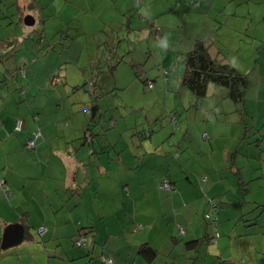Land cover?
Listing matches in <instances>:
<instances>
[{
	"label": "crops",
	"instance_id": "1",
	"mask_svg": "<svg viewBox=\"0 0 264 264\" xmlns=\"http://www.w3.org/2000/svg\"><path fill=\"white\" fill-rule=\"evenodd\" d=\"M77 1L92 4L98 2V0ZM103 1L109 7L106 13V22L110 26L111 23H122L121 28H123L126 19L129 23L136 22V19L132 18L136 11L131 0H125L128 1L127 6L120 9L112 7L113 1L116 0ZM138 1L142 2V0ZM218 2L219 4H217ZM23 3L25 5V1H18L19 19L15 17L9 20L11 26L19 25L12 28V31L10 28L4 29L3 33L6 37H0V50L19 43L32 49V40L29 46H26L24 41L41 38L42 30L39 27L44 24L40 23L39 10H37L38 13L36 10L33 11L35 14L32 11L24 14L23 10L26 8ZM38 4L43 6L41 2ZM141 11L140 15H144V11L142 9ZM263 12L264 0H175L174 6H171L168 12L164 9L161 12H156L154 17H150L161 30V33L153 39L154 44L161 42L167 44L179 42L181 44L182 40H179L178 33L182 30L180 26L185 25L193 30L199 25L209 24L205 39L215 41L226 34V29L219 28L217 22L227 21L235 26L236 18L243 16L257 18L260 14L262 17ZM28 13H31L35 18L36 15L38 16L33 27H23L22 19ZM2 18L5 17H0V20ZM256 18H252L251 23ZM141 24L139 23V25ZM2 25L4 23H0V26ZM245 26L244 23L241 27H237V30L243 29ZM3 27L6 28L5 25ZM59 28L62 40L71 35L70 26L64 30H62V26ZM261 29L264 30V26H259L252 31V34L248 35L249 38H252L253 48L260 47L256 50V58L250 62V72L254 74L252 81L255 86L257 85L254 88L257 101H260L264 96V31L262 38L257 39L256 36L257 31H261ZM19 30L21 32L19 36L13 34ZM9 40L13 41L8 42ZM76 40L77 38L72 40L70 46L61 45L55 51L78 46L80 42ZM93 46L92 52L88 54L76 50L64 60V64L68 65L80 63L82 58L86 57L87 64L83 66V70L78 67H63L57 56L55 63H58V66H54L53 63L46 66L45 76L49 80L54 70L59 74H62L61 69L74 70L72 73H78L76 77L79 80L83 73L89 71L87 67L95 63L97 55L95 42ZM192 47L193 40L187 51H190ZM159 56L162 57V51H159ZM3 61V57H0V64ZM32 66L33 64L25 69V76L35 82L39 68H37V74ZM5 71L7 70L2 72ZM72 73L70 72L69 76H66L69 81ZM72 81L75 80L72 78ZM4 83L5 75L2 73L1 84ZM79 83H76V86H80ZM66 86L70 89L68 82H66ZM95 87L101 90L100 85H95ZM66 91L69 90L66 89ZM34 94H36L35 91ZM44 94L48 99H43L42 96H32L26 111H17L16 107L8 102L12 96L6 94L2 89L0 90L2 96L0 98V103H2L0 105V176L6 179L13 192L10 200H5L0 192V242L4 229L9 224L25 225L29 228L31 235V239L23 240L24 244L20 245L19 249L13 253L14 257L10 264H102L98 259L92 260L93 255L112 258L117 264H264V183L259 181L262 185L259 183L252 194L246 197L247 201L244 198L238 199L241 198V194H239L240 185L237 186V183L240 181V175H245L244 166L246 163L240 155L235 156V164L232 165L231 174L229 173L227 164L231 157L229 152L233 149L229 147L231 149L229 150L226 147L224 133L219 127L216 128L210 124L207 127L199 125L200 123H196L194 117L188 115L183 118L182 114L179 115L178 119L181 122L172 132L184 130L183 134L192 135V138L185 139L188 141L189 147H193L191 140L195 139L198 148H200L198 152L210 153L208 157L203 155L204 159L208 160L207 164L199 166L190 161L188 163L190 170L184 173L177 165L179 158L174 156L177 153L164 152L163 146L160 150L152 144L153 135L157 132L152 124L151 137L148 138V134L143 135L149 141L150 146H144L142 142L140 144L144 146V149H141L140 146L137 151L131 150V154L135 155V158L128 155L127 159H123L124 153L121 154L117 161L118 170L115 172L117 177L113 179L115 184H111L110 187L105 185L106 180L103 176L105 173L102 167L99 168L100 175L94 177L95 173H91V166L97 163L96 157L82 155L83 151L80 154L75 151L73 155H68L65 152V145L75 138L74 134L60 127L54 129L52 126L46 127L45 124L39 126L37 125L38 117L36 122L33 120L36 115L32 112L40 111V113H45L48 122L55 124V120L52 122L48 120L47 117L50 115L48 113L54 114L55 117L63 116L60 115L59 110L62 105H65L70 116L87 105L72 107L74 103L72 100L69 101L67 96L64 100V94L60 89L49 90ZM91 95L94 97L96 94L93 92ZM183 95L184 91L171 96L165 93L166 112L182 108L176 104L170 105L169 100L177 101L178 97ZM151 96L157 98L159 93ZM53 100L56 101L55 104H53ZM75 100L77 102V98ZM179 100L182 105L184 103L182 98ZM129 108L127 113L121 115L124 131L145 130L146 122L137 121L135 117V124L130 127L124 118L132 110L137 112L146 110L147 112V105L136 104ZM100 109L103 111L102 107ZM247 113L250 117H254L255 107L248 105ZM147 116H149L148 112ZM17 118H22L24 121L21 133L13 131ZM157 118L150 117L152 121ZM64 123H66L65 119L62 121V126ZM163 127L164 122H162ZM37 128L40 129L42 137L37 142L36 150L32 154L25 153V142L30 138L31 132ZM205 132L208 133L206 139L203 138ZM47 143L49 147H47ZM233 144L234 140L231 142V145ZM240 160H242L241 164H239ZM251 165L254 166L256 163ZM248 166L250 165L247 164L249 174L251 168ZM186 175L189 177V181H186ZM167 176L177 182V191L171 196L158 189L159 182ZM201 176L207 178L206 187L209 195L219 202L217 229L220 237L215 244L202 242L193 245L191 249L185 245L186 242L203 237L205 239V236L208 237L207 239L212 237L211 228L202 217L205 202L195 187L197 177ZM223 176H226L227 179H220ZM93 180L98 182L97 187L93 184L95 183ZM259 180L264 179L259 178ZM120 184L123 185L118 190ZM128 184L131 187L129 204L133 205V215L131 216H129V206H123L122 203L116 204L117 200L109 198L113 196L122 198L124 187ZM85 191L88 192L87 196L84 194ZM110 209H115L114 214L117 216L110 215L107 220L104 213L110 214ZM177 223L183 227L185 233H179L176 227ZM40 227L46 229L42 236L34 233ZM80 229L90 230L94 234V248L91 253V247L76 248L74 246L73 241L78 237ZM142 244H148L157 252L153 261L146 262L143 256L138 254L139 246Z\"/></svg>",
	"mask_w": 264,
	"mask_h": 264
},
{
	"label": "rangeland",
	"instance_id": "2",
	"mask_svg": "<svg viewBox=\"0 0 264 264\" xmlns=\"http://www.w3.org/2000/svg\"><path fill=\"white\" fill-rule=\"evenodd\" d=\"M7 2L10 3V6L7 5V7H5L0 5V17H5L0 20V23H4L6 27L4 28V25L0 26V37H6L3 33L4 29L10 28V31H12V28L14 29L19 25H10L9 20L14 19L15 17L16 19H19L20 12L17 10L16 6L13 5V0H7ZM38 2H41L43 5H38L39 14L41 16L40 23L44 24L39 27L40 30H42L41 38H33L24 41L26 46H29L30 41L32 40V49L19 43L18 45H11L6 49L0 50V57H3L4 59L0 64V81L2 79V73L5 75V83L3 85L0 83V89L12 96L8 102L14 105L17 111H26V107L29 105L31 97L34 95V91L35 93L39 92L40 89H43L49 83L44 71L47 68L46 66L52 65V63L54 66H58V63H55V57L58 56V61L63 64V67H78L83 70V66L87 64L86 57H83L80 63L68 65L64 64V60L76 50L82 51L83 54L92 52L94 48L93 43L95 42V50L97 51L96 60L94 61L95 63L92 66L87 67L89 71L83 73L79 80L78 77H76L78 73H72L74 70L65 71L61 69L62 74H59L56 70L52 73L51 81L55 83V86L57 87L55 90H61L62 94H64V100H66L67 96L68 100H72L74 103L72 105L74 108L85 104L88 106L93 101H99V105H101L100 108L102 107L103 111H105L104 120L106 123H103L107 128L106 137L111 138L112 143L115 141L117 142V149H122L125 154L123 155V159H127L130 150L136 151L138 149L137 145L140 143H137L136 139H140L142 136L140 132L134 135L136 129H132V131H124V128L122 127L121 115L127 113V111L130 110L129 106L131 105H147L149 116H147L146 110H144L143 115L141 111L137 112L132 110L124 119H126V123L130 127L135 124V117L137 121L146 122L144 130L145 134L150 133L151 125L153 124V127L157 132L153 135L152 144L156 146V148L158 147L161 150V146H163L164 152L170 151L171 154H174L175 151H178L179 148H183L185 144L188 143V141L183 139L184 130L180 129V131L176 130V133L172 132L176 127L174 128L172 121L168 119V113L171 111L166 112L165 109L166 88L165 84L162 82L161 70L168 71V84L170 85L171 90L174 91L173 94H175L177 90L182 88L180 80L185 70V57L183 55L188 52L187 50L189 49L192 40L194 43V40H203L206 38L209 24L199 25L193 30H190V27L187 28L186 25L180 26L182 30L178 33V38L179 40H182L181 44H179V42L171 44L162 43V47H160L162 57H160L157 45L154 44L153 34L151 35L149 33L143 36V38L134 40L133 36L135 34L132 35L127 26H124L121 30L117 27H111L109 23L106 22V13L108 12L109 7L103 0H98L96 4L87 3L85 1L78 2L77 0H38ZM113 2L112 7H118L120 9L125 8L128 1L116 0ZM131 2L136 11L132 17L133 19H136V22L131 27L139 29L140 26L145 27L144 22L139 19L140 17L143 19H149L151 24L156 27L154 20L151 18L154 17L156 12H161L164 9L168 12L171 6H174L175 0H142V2L131 0ZM217 4H219V2ZM141 9L144 11V15H140L142 12ZM27 12L26 9L23 10L24 14ZM32 13L35 14L33 11ZM13 14H16V16H12ZM37 17L38 16L36 15V18ZM259 18L261 21L263 20V17ZM139 23L142 24L139 25ZM60 26H62V30L69 26L71 28V35L65 40H62L61 33L59 32ZM260 27H263V25H260ZM252 31V28H250L249 33L252 34ZM263 31V29L257 31V39L262 38ZM6 33L8 34V32ZM20 33V30L16 33L13 32V34L17 36H19ZM118 35H120V38L123 40L121 39V41H118ZM76 38V41L80 42L78 46L76 45L72 49H58L55 51V49L61 45L67 47L70 46L72 40H75ZM219 40L220 39H217L215 41L218 43L216 45L220 46ZM11 41L13 40H9L8 42ZM203 41L212 42L214 40L205 39ZM251 41L252 38L247 36L241 45H238V42L230 41V45L225 47V49L231 54L236 69L240 71V73L246 74L248 80L254 78V74H251L250 72V62L253 58H256V50L258 48L257 46L254 49ZM148 51L150 52L147 53ZM32 64V68L37 71V74V68H39L38 77L36 75L37 79L36 77L34 78V80L36 79L35 82L25 76V69ZM4 70L7 71L2 72ZM97 70L102 71V73H98ZM70 72L72 74L70 75L69 81V78L66 76H69ZM72 78L75 81H72ZM145 79H148V82L153 84L154 89L149 90L146 85H143V80ZM89 80H96V85H100L101 90L97 89L98 86L97 88L95 86H89ZM66 82H68L70 89L66 86ZM78 82H80L79 85L83 86L78 87V89H71V87L75 86ZM66 89L69 91H66ZM183 89L184 95L178 97L177 101L170 99V105L176 104L183 108L187 104L192 103L193 99L196 100L186 88ZM21 90L26 91V96L22 95ZM93 92L96 94L94 97L91 95ZM158 93L159 96L157 98L151 96L152 94L158 95ZM187 96L191 98L190 101H188L189 98ZM76 98L77 102L75 100ZM179 98H182L184 105L180 104ZM216 98L217 96L214 95L209 98L210 100L200 102V108L198 110H195V107L193 106L190 107L189 111L180 107L177 108V110L181 111L179 115L182 114L183 118L188 115L194 117L196 123H198V120H203V118L206 117V112L208 111H205V106L212 102L220 109L223 108L225 111L230 112V107L226 104H232V102L228 100V102L221 103L218 102ZM18 99L22 101L20 104H17ZM1 104L2 103H0V105ZM126 107H128L127 111ZM59 111L60 115L65 117H55L54 114L52 115L51 113H48L50 114L47 117L48 120L51 122L55 120V124L48 122L44 115L45 113H40V111L32 112L36 115L34 116L36 119L33 117V120L36 122L38 117L37 125L43 126V124H45L46 127L52 126L54 129L57 127L62 129V121L64 119L69 121L67 117L70 112L67 111L65 105H62ZM150 117L152 119L156 117L158 118L152 121ZM236 119H239L238 115L236 116ZM110 120H113L115 125L109 128L107 122L109 123ZM162 122H164L163 128ZM240 129L242 134V127ZM189 138H192V135H189ZM55 140H57V137H55ZM103 141L104 138L97 139L95 141L96 148L98 144H101ZM191 143L195 148L194 153H196H193L192 155H199L197 153L200 148H198L196 140H191ZM177 144H179V147ZM143 145L150 146V143L147 140H143ZM124 146L128 147L125 149ZM47 147H49L48 143ZM257 175L256 173L251 172L248 174V176L251 177ZM23 244L24 241L17 246L9 247L7 249L1 248L0 264H10L12 261L11 259L14 257L13 253Z\"/></svg>",
	"mask_w": 264,
	"mask_h": 264
},
{
	"label": "trees",
	"instance_id": "3",
	"mask_svg": "<svg viewBox=\"0 0 264 264\" xmlns=\"http://www.w3.org/2000/svg\"><path fill=\"white\" fill-rule=\"evenodd\" d=\"M18 1L19 0H13V5H15L16 8L19 7ZM23 1H25L24 7L26 8L27 11L35 12V10L37 11L39 9L38 0H23ZM0 5L7 7V5L10 6V3H8L7 0L6 1L0 0ZM14 15L16 16V14H13L12 16ZM260 15L259 17H261ZM259 17L257 16L256 18L255 16L252 17L243 16L242 18H236V20H234L235 26H232L233 24H231L230 22L227 23V21L222 23L217 22V26L219 28L226 29V34H224L219 40L220 46L216 45L218 44L217 41L211 42V41L195 40L192 49L184 53L183 55L185 57L184 58L185 70L180 80L182 88H180L176 92L180 94L181 92L184 91L183 88H186L194 96V98H196V100L195 99L192 100V103L187 104L185 107L182 108L184 110L187 109V111H189L190 107L192 106L195 107V110H198L200 108L199 106L200 102L210 100L209 98L214 95L217 96L216 100L218 102L223 103V102H228V100L232 102V104L231 103L226 104L227 106L230 107V112L225 111L223 108L220 109L213 102L209 103L208 105L205 106V111H208L206 112V117L203 118V120H198V123L200 122L199 125H204L206 127L209 126V124L216 128L219 127L221 132L224 133L223 136L226 147L229 150H231L229 147L233 149V151L229 152V155H231V157L229 158V163L227 164V169L229 170L230 174H231L232 165L235 164V156L240 155L245 160L246 163V165L244 166L245 175H240L241 178L240 181H238L237 186L240 185L239 194H241V198L238 199L244 198L246 201L248 199L246 197H249L252 194L253 190H255L259 186V183L262 185V183L259 181H263L264 183V180H259V178L264 179V155H263L264 154V96L263 98L260 99V101L256 100V95H255L256 89L254 90V88L257 85L255 86L251 78L248 80V76L246 74L240 73V71L236 69L233 58L231 54L225 49V47L230 45V41L236 43L238 42V45H241V43H243L245 38L249 35L250 28H252V30H256V28H258L260 25L264 26V15L262 16L263 17L262 21L260 20ZM252 18L253 19L256 18V20L252 21L251 23ZM143 20L146 22H144ZM143 20L142 21L144 22L145 27L140 26L139 29L131 27L133 26L134 23L132 22L129 23L127 19L124 21L125 24L123 25L128 27V30L132 35L133 34L136 35V37L135 35L133 36L134 40L143 38V36L149 33L151 35L153 34L154 36L153 38H156L161 33L160 28L157 26L154 27L149 19H143ZM244 23L246 26L243 27V29L237 30V27H241ZM121 24L122 23H111V27H117L118 29L121 30V26H122ZM117 38L118 41H121L122 39L120 38V35H118ZM160 44L159 43L156 44L157 49L159 51H161ZM258 49H260V47H258L257 50ZM149 52L150 51H148L147 53ZM97 72L101 73V71H97ZM168 75L169 73L167 70H163V69L161 70L162 82L165 84L166 93L169 96H171V95H175L176 93L173 94L174 91L171 90L170 85L168 84V79H167ZM48 82L49 83L46 85V87L40 89L39 92L33 95V97L42 96L41 98L48 99V97L44 93L48 92L49 90H54L57 88L55 86V83H53L51 79H49ZM96 83H97L96 80H89L88 85L94 87ZM143 85H146L149 90L154 89L153 84L151 82H148V79L143 80ZM80 86L75 85L72 86L71 89H78V87ZM21 91H22V95L26 96V91L24 90ZM1 97L2 96L0 95V98ZM190 100L191 98H189L188 101ZM17 102H16L17 104H20L22 101L18 99ZM52 102L53 104H55L56 101L53 100ZM182 105H184V103ZM248 105H252L255 107L254 117H250L248 115L247 113ZM180 113L181 111L178 110H173L172 113L171 112L168 113V119L172 121L174 128L175 127L177 128L178 126L179 123L178 117ZM104 114L105 111H101L100 105L97 102V100L93 101L91 105H88L87 107H84L81 110H78L74 112L72 115L68 116L67 118L69 119V121L65 120L66 123H64L63 125L64 127L62 126V129L65 131H69L70 133L75 135V138H73L72 140L66 143L65 152L68 155H73L75 151L76 152L78 151V154H80L83 151L82 155H89L91 158L96 157L97 163L91 166L90 169L91 173H95L94 177L100 175L99 168L102 167L105 173V175H103L105 176L104 178L106 180L105 185L107 186L109 185L111 187V184H115V181L113 179L117 177V174L115 173L118 170L117 161L121 156V154L123 153V150L122 149L118 150L117 142L115 141L114 143H112L111 138L106 137L107 128L105 127L104 124L106 123V121L104 120ZM237 115L239 116V119H236ZM18 119H22V118H17L15 120V123ZM15 123L13 126V131L15 133H21L24 127V121H23L22 130L20 132L14 130ZM107 124H109V128L114 126L113 120H110V122L109 123L107 122ZM241 127L243 129L242 134L240 129ZM37 129H34L29 136V137H33L34 135L33 133L35 131H38L39 136L35 141V147L33 149H27L25 142L24 145L25 153L32 154L35 152L37 147V142L42 137L40 129L38 130ZM139 132L140 134H142V136L140 137V139H136V140L137 143H142L143 140H146V138L143 137V135L145 134L144 130L136 129L134 135ZM187 134L188 133H185L183 135L184 140L189 138V135ZM207 134L208 133L205 132L203 138L205 139L208 138ZM147 137L148 138L151 137V131L147 135ZM99 138H104V141L101 144H98L96 148L95 141ZM233 140H234V144L231 145V142ZM177 146L179 147V144ZM127 147L128 146H124L125 149ZM137 147L138 149L140 148L144 149V146L141 144L137 145ZM194 151L195 148L191 146L189 147L188 144H185L183 148H179L178 151H175V153L177 154H175L174 156L176 158H179L177 160V165H179L180 169L184 173H187L188 170H190L188 165L190 161L195 162L199 166H204L205 164L208 163V160L204 159L203 155L205 157H208L210 153L203 151V152H198L197 154L199 155H192ZM128 155H131L132 158H135V155L131 154V150ZM241 161L242 160H240L239 164H241ZM252 163H256V165L253 166L251 165ZM247 164L250 165L248 167L251 168V173L256 172V175L258 174L257 176L255 177L246 176L248 175ZM0 179H2L5 183V190L9 193V197L8 198L5 197L3 190H0V192L5 200H10L13 196V192L9 188L6 179L3 176H0ZM220 179L226 180L227 177L223 176ZM186 181H189V177L187 175H186ZM93 182H95V180H93ZM91 183L92 181L90 182V184ZM176 183L177 182H175L171 178H168L167 176L162 181L159 182L158 189L160 191L167 193V195L171 196L177 191ZM196 183H197L195 185L196 190L199 193L200 197L205 202V210L202 213V217L211 228L212 237L207 239L208 237L205 236V239H203L204 238L203 237L202 239L186 242L185 245L191 249L193 245L202 242H207V243L209 242L211 244H215L220 237V233L218 232L217 229V225H218L217 213L220 209L218 206L219 202L216 201V199L212 197V195H209L208 188L206 187L207 178L205 176L197 177ZM93 184H95L97 187L98 182H95ZM121 185L123 184L119 185V187L117 188L118 190H120ZM130 191H131V187L128 184L127 186L124 187L123 190L124 196L122 198L115 196L109 197L117 200L116 204L122 203L123 206L126 207L129 206V210H130L129 216L133 215L132 212L133 205L129 204L130 203L129 201L131 199L129 196V194L131 193ZM84 194L85 196H87L88 192L85 191ZM102 197L104 198V196ZM110 210H111L110 214H108L107 212L104 213V215H106L107 217L105 219L107 220L110 215L117 216V214H114L115 209H110ZM23 226H24L23 240L25 241L30 240L31 235L29 232V228L25 225ZM176 227L179 233L180 230H182L183 233H185L183 227L180 224L177 223ZM39 229H43L42 234L38 233ZM45 231L46 229L44 227H40L36 229L34 233L38 236H42ZM216 233L218 234L217 237H216ZM77 235L78 237L73 241L74 246L76 248L91 247L90 248L91 249L90 253H91L94 248L93 232L90 230L84 231V229H80ZM0 250H2L1 247ZM138 251H139L138 254L143 256V259L146 262L153 261V258L157 255V252L154 249H152L148 244L140 245ZM95 257L96 256L93 255L92 260L98 259L102 264H117L112 258H107L104 257L103 255H99L96 258Z\"/></svg>",
	"mask_w": 264,
	"mask_h": 264
},
{
	"label": "water",
	"instance_id": "4",
	"mask_svg": "<svg viewBox=\"0 0 264 264\" xmlns=\"http://www.w3.org/2000/svg\"><path fill=\"white\" fill-rule=\"evenodd\" d=\"M35 19L32 15H26L23 18V24L27 27L34 26ZM24 238V228L22 225L15 223V224H9L5 227L0 247L2 249H7L9 247L17 246L22 243Z\"/></svg>",
	"mask_w": 264,
	"mask_h": 264
},
{
	"label": "built area",
	"instance_id": "5",
	"mask_svg": "<svg viewBox=\"0 0 264 264\" xmlns=\"http://www.w3.org/2000/svg\"><path fill=\"white\" fill-rule=\"evenodd\" d=\"M34 119H36V117H34ZM22 127H23V120L22 119H18L15 123V127H14V130L17 131V132H20L22 130ZM38 130V129H37ZM33 137H30L27 141H26V148L27 149H33L35 147V141L37 139V137L39 136V133L38 131H35L33 133ZM0 190H3L4 191V194H5V197H9V193L5 190V183L2 179H0ZM208 218V216H207ZM39 234H42L43 233V229H39ZM180 233H183L182 230H180ZM217 233H216V237H217ZM110 262V261H108Z\"/></svg>",
	"mask_w": 264,
	"mask_h": 264
},
{
	"label": "clouds",
	"instance_id": "6",
	"mask_svg": "<svg viewBox=\"0 0 264 264\" xmlns=\"http://www.w3.org/2000/svg\"><path fill=\"white\" fill-rule=\"evenodd\" d=\"M28 15H29V14H28ZM30 15H31V14H30ZM32 16H33V15H32ZM24 17H25V16H24ZM24 17H23V18H24ZM33 17H34V16H33ZM34 19H36V18L34 17ZM22 21H23V19H22ZM24 26H25V25H24Z\"/></svg>",
	"mask_w": 264,
	"mask_h": 264
},
{
	"label": "flooded vegetation",
	"instance_id": "7",
	"mask_svg": "<svg viewBox=\"0 0 264 264\" xmlns=\"http://www.w3.org/2000/svg\"><path fill=\"white\" fill-rule=\"evenodd\" d=\"M36 20V19H35ZM35 24V23H34Z\"/></svg>",
	"mask_w": 264,
	"mask_h": 264
}]
</instances>
